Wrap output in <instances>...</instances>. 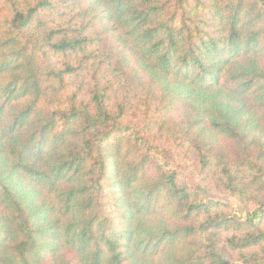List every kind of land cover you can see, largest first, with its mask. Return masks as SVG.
Returning <instances> with one entry per match:
<instances>
[{
    "label": "trees",
    "instance_id": "trees-1",
    "mask_svg": "<svg viewBox=\"0 0 264 264\" xmlns=\"http://www.w3.org/2000/svg\"><path fill=\"white\" fill-rule=\"evenodd\" d=\"M236 263L264 264V0H0V264Z\"/></svg>",
    "mask_w": 264,
    "mask_h": 264
},
{
    "label": "rangeland",
    "instance_id": "rangeland-1",
    "mask_svg": "<svg viewBox=\"0 0 264 264\" xmlns=\"http://www.w3.org/2000/svg\"><path fill=\"white\" fill-rule=\"evenodd\" d=\"M224 144V143H223ZM228 145H230V143H226ZM227 148V146H226ZM232 146L230 145V148H228V150H232ZM186 178L188 179L189 176L187 175V173H185ZM189 182L193 185H195L190 179H188ZM196 187V185H195ZM199 193L201 195V198L203 201H215V202H220V203H226V204H232L233 208H234V213L236 216L241 217L243 219H249L252 217H258L260 214V211L257 207H250L248 208L249 210H246L237 200L231 198L228 195H224V194H220V193H216V192H207V191H203V190H199Z\"/></svg>",
    "mask_w": 264,
    "mask_h": 264
},
{
    "label": "water",
    "instance_id": "water-1",
    "mask_svg": "<svg viewBox=\"0 0 264 264\" xmlns=\"http://www.w3.org/2000/svg\"><path fill=\"white\" fill-rule=\"evenodd\" d=\"M236 264H239V263H236Z\"/></svg>",
    "mask_w": 264,
    "mask_h": 264
}]
</instances>
